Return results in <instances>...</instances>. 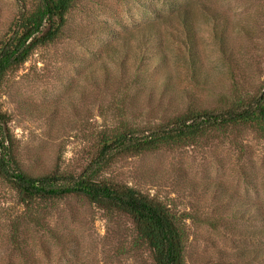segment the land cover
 <instances>
[{"label":"rangeland","instance_id":"rangeland-1","mask_svg":"<svg viewBox=\"0 0 264 264\" xmlns=\"http://www.w3.org/2000/svg\"><path fill=\"white\" fill-rule=\"evenodd\" d=\"M37 3L0 0V44L22 7ZM185 6L197 33V75L174 14ZM162 15L174 20L160 23L166 46H144L136 31ZM263 94L264 0H75L60 37L7 74L0 110L11 117L12 151L24 171L79 174L103 132L139 136L190 110L223 113L238 98ZM99 176L167 204L184 228L187 264H264V236H251L264 229V137L251 125L116 156ZM0 264L155 261L129 215L81 195L29 208L0 176Z\"/></svg>","mask_w":264,"mask_h":264},{"label":"trees","instance_id":"trees-1","mask_svg":"<svg viewBox=\"0 0 264 264\" xmlns=\"http://www.w3.org/2000/svg\"><path fill=\"white\" fill-rule=\"evenodd\" d=\"M74 1L38 0L33 10L22 7L10 36L0 44V87L7 74L25 62L38 47L60 37ZM181 12L174 14L181 21L185 37L183 41L188 46L189 58L195 64L194 73L197 75L201 65L197 61L196 28L189 9L185 6ZM161 21L168 26L174 24L173 17L162 15L136 31L144 46H166L167 34L160 28ZM217 30L215 26V38L222 45L225 39L218 35ZM161 51L155 57L163 62L166 56L162 58ZM147 65L145 72L148 74L153 71L149 59ZM10 118L8 113L0 110V176L18 192L23 204L31 208L37 201L61 199L68 195L84 196L106 210L129 215L136 225L138 243L151 251L155 264H187L184 257V228L168 205L133 186L103 178L99 176L100 172L116 156L187 144L213 128L251 125L264 137V94L238 98L232 108L223 113L190 110L139 136L129 129L114 134L103 132L94 158L79 174L60 172L59 169L44 175L24 171L12 151ZM251 236H264V229L256 230Z\"/></svg>","mask_w":264,"mask_h":264}]
</instances>
